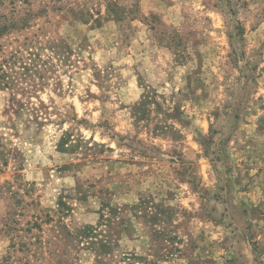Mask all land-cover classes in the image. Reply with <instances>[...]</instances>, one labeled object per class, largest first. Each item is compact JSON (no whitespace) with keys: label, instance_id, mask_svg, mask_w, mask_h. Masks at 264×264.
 Masks as SVG:
<instances>
[{"label":"rangeland","instance_id":"1","mask_svg":"<svg viewBox=\"0 0 264 264\" xmlns=\"http://www.w3.org/2000/svg\"><path fill=\"white\" fill-rule=\"evenodd\" d=\"M11 21L0 58L38 72L0 91V264H264V0H0Z\"/></svg>","mask_w":264,"mask_h":264},{"label":"trees","instance_id":"2","mask_svg":"<svg viewBox=\"0 0 264 264\" xmlns=\"http://www.w3.org/2000/svg\"><path fill=\"white\" fill-rule=\"evenodd\" d=\"M99 15V14H98ZM99 19H95V23L99 24ZM86 24V23H85ZM18 26L16 24H14V22H7L6 24H0V39H2L3 37L7 36L8 33L10 32V30H14L16 29ZM23 52H26L25 50ZM29 53L28 56H34L33 54H31V51H28ZM0 54L3 55L4 54V50L2 45H0ZM7 58H0V91H8L11 88H14L16 83L18 82V80H24L27 77H30L31 74H36L38 72L37 68H36V63L35 60H31L30 58L25 59L22 56V50L19 49H14L11 52L7 53ZM144 104L146 103H142V106H144ZM59 205H61V203L59 202ZM40 220L38 217H34V221L32 223L27 222L25 224L26 228L25 231L23 230H18V232H24L26 234H30V231L32 228H36L39 229V227L37 226V221ZM11 224L15 225V222L11 221ZM84 234L86 235L85 237H89L94 231V229L92 227H87L84 228ZM15 230H13L12 228H10V226H6L5 227V232H14ZM17 235V234H16ZM69 238L71 237L69 234H66ZM16 239H19V242L17 243V247H19V249H23L26 252L30 253V255L34 254V257L36 258V260H38V258L42 257L43 253H45V249L47 248L48 244H44L41 243L39 241V239L37 240L34 239V243H25V242H21L22 240H25L24 236H16ZM11 239V238H10ZM11 241V240H10ZM36 245V249H34L33 252H31L32 250L28 249V247L32 246V245ZM13 245V244H12ZM101 248L104 247V245H99ZM49 255H52L51 252H48Z\"/></svg>","mask_w":264,"mask_h":264}]
</instances>
